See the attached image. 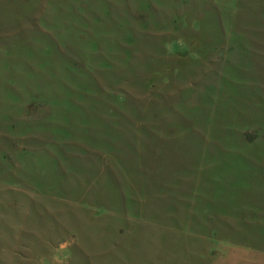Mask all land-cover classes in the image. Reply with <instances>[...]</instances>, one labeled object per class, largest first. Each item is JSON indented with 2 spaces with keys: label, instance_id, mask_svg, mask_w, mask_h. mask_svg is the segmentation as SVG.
<instances>
[{
  "label": "rangeland",
  "instance_id": "obj_1",
  "mask_svg": "<svg viewBox=\"0 0 264 264\" xmlns=\"http://www.w3.org/2000/svg\"><path fill=\"white\" fill-rule=\"evenodd\" d=\"M0 264H264V0H0Z\"/></svg>",
  "mask_w": 264,
  "mask_h": 264
}]
</instances>
